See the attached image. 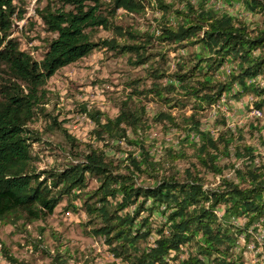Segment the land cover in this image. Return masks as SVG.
Here are the masks:
<instances>
[{"label": "trees", "instance_id": "obj_1", "mask_svg": "<svg viewBox=\"0 0 264 264\" xmlns=\"http://www.w3.org/2000/svg\"><path fill=\"white\" fill-rule=\"evenodd\" d=\"M218 1L222 9L210 0H156L162 11L153 25L156 33L152 24L143 32L119 16L120 10L144 13L145 0H52L35 9L51 34L38 60L13 36L16 22L26 19L27 0H0L1 223L18 227L22 219H45L72 197L67 209L84 210L89 234L102 239L115 258L170 264L185 253L182 264H246L234 247L238 233L258 222L264 226V162L254 161L256 146L241 142V130L214 134L184 110L211 109L223 96L248 94L261 97L256 106L264 107V87L255 81L264 74V0ZM236 3L261 21L231 12ZM100 28L112 31L115 40H96ZM154 46L159 51L150 49ZM100 47L115 57L127 56L141 73L128 83L131 92L119 102L117 116L97 108L85 111L94 120L93 140L85 149L63 129L75 160L69 156L72 161L62 169L40 171L29 123L42 115L51 127L62 128L44 107L47 82ZM171 50L184 52L172 71L167 66ZM146 100L159 107L150 112ZM218 121L226 124L224 117ZM157 126L182 132L160 156L147 145ZM246 156L252 161L237 166ZM182 161L190 165L182 168ZM203 170L234 175L208 188ZM29 242L40 246V240ZM2 245L10 264H31ZM57 249L51 264H66L68 250Z\"/></svg>", "mask_w": 264, "mask_h": 264}, {"label": "rangeland", "instance_id": "obj_2", "mask_svg": "<svg viewBox=\"0 0 264 264\" xmlns=\"http://www.w3.org/2000/svg\"><path fill=\"white\" fill-rule=\"evenodd\" d=\"M50 2L52 0H27L26 19L16 22L13 34V36L18 37L21 48L32 52L38 60L43 58L46 51L45 40L51 34L46 31L35 9L37 7L43 8ZM210 3L222 9L220 1L210 0ZM145 5L146 10L141 14L132 15L120 10L119 16L123 23L133 25L143 32L149 29L152 24L150 26L152 29L156 17L161 16L162 11L159 9L156 0H145ZM176 5L179 6L178 1ZM229 7H231V12L245 17L250 22L261 21L260 15L244 12L240 3ZM153 31L157 33V28L154 27ZM105 38L115 40V34L103 28L98 29L95 39ZM150 49L159 51L157 47ZM183 53L182 50L169 52L167 66H169L170 71L175 69V62ZM114 55V51L107 47H100L77 62L60 68L48 80L46 86L48 100L44 107L47 113L57 118L62 128L51 127L47 116L42 115L29 123V128L35 131L29 132V135L35 139H31V142L34 151L40 157L36 161L38 170L42 171L53 167L62 169L68 161H72L69 156L75 148L72 147V142L63 129H66L71 137L78 139V147L81 149H85V145L93 140L91 131L94 128V120L85 111L97 108L110 117L118 115L119 102L131 92L128 83L141 71L128 63L127 56L115 57ZM262 76L264 77V74ZM252 97L253 99H251ZM260 99L261 97L254 94H248L242 99L232 98L228 100L226 98V106L224 109L217 108L216 117L213 114L214 108L199 111L187 107L184 111L189 115H195L196 120L201 124V128L209 129L214 134L221 130H241L243 136L241 142L256 146V156L264 162V116L262 118L249 116L251 105L257 107L256 102ZM145 103L150 112H154L159 107L156 101L146 100ZM173 111L174 113L178 112L177 109ZM221 117L225 118V125L218 121ZM252 124H256L259 128H254ZM181 133L176 128L164 131L161 126L154 127L149 133L147 145L151 147L153 153L160 156L164 147L176 144L178 135ZM48 147H54V149L50 150ZM117 155L123 156L124 153L118 152ZM71 157L75 160L74 156ZM228 159L225 158L224 162ZM241 161L238 160V162ZM189 165L186 161L179 164L182 168ZM202 172L205 175V185L209 186L208 188H214L219 183L218 174L215 175L204 170ZM229 172L230 170L227 171V173ZM93 185H95L94 182ZM71 200H73L72 197L65 198L55 208L54 212L45 219L34 221L22 219L18 222V227L0 222V239L2 240L0 242V264H10L4 254L2 243H5L11 255L31 264H51L52 257L50 254H55L57 248H62L64 253L68 250L66 264H131L128 261L115 258L102 239L89 234V228L85 226L87 217L84 210L81 208L77 211L67 209ZM76 203L78 202L76 201ZM244 222L243 220L239 223L240 226H243ZM243 235L244 233H238L237 238L240 241L241 249L238 251L234 248L235 253L242 255L246 264L263 263L264 242L259 243L254 235L245 236V240H243L241 239ZM31 239L40 240L38 249L30 244L29 240ZM185 256L184 253L177 259H171L169 263L182 264Z\"/></svg>", "mask_w": 264, "mask_h": 264}, {"label": "built area", "instance_id": "obj_3", "mask_svg": "<svg viewBox=\"0 0 264 264\" xmlns=\"http://www.w3.org/2000/svg\"><path fill=\"white\" fill-rule=\"evenodd\" d=\"M255 81H258L260 83V85L264 87V77L262 75H258L255 78ZM251 99H253V97ZM224 106H226V97L225 96H223V98L221 99V101L219 102L218 105H216V106L213 107L214 108L213 109V111H214V113H213L214 114V117H216V115L218 113L217 108L224 109ZM249 116L250 117L262 118L264 116V110H263V108H259V107H255V106L251 105V111H250V115ZM251 161L252 160L249 159V157H245V159H243L241 162H239L237 166L241 165L242 163H247V162H251ZM254 161L256 163H258V162H260V159L256 156L254 158ZM233 175H234V172L233 171H230L227 174H218L217 175V180H218V182H220L221 179H222V177H224V176L232 177ZM205 187H209V186L205 185ZM217 213H218L219 216H221V212L220 211H218ZM236 223H239V222H236ZM254 227H258L259 229L257 231H254ZM247 233H249L251 235H254L255 238L259 241V243L262 244L264 242V226L260 222L255 223L248 230V232L244 233V235L241 237V239L245 240V236H247ZM234 248H236L238 251L241 249L239 239L237 240V243H236V245H235Z\"/></svg>", "mask_w": 264, "mask_h": 264}]
</instances>
